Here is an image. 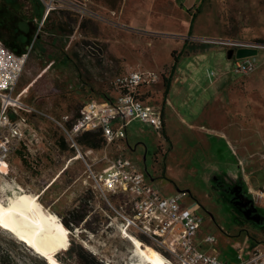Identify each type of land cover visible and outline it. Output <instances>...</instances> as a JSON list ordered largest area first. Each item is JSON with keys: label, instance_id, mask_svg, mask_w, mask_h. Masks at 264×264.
Wrapping results in <instances>:
<instances>
[{"label": "rangeland", "instance_id": "rangeland-1", "mask_svg": "<svg viewBox=\"0 0 264 264\" xmlns=\"http://www.w3.org/2000/svg\"><path fill=\"white\" fill-rule=\"evenodd\" d=\"M81 1L94 11L93 16H71L64 26L52 21L48 23L49 15H44V23L37 31L40 37L36 41L34 39L27 49L29 56L18 77L16 93L29 103L40 96V101H35L38 108L46 110L54 118L49 121L31 114V122L52 130L55 141L60 133L56 120L68 114L75 117L87 101L99 98L106 92L115 75L132 69L157 72L160 79L152 84L157 94L151 102L160 105L159 109L163 110L165 95L173 101V105L167 106L166 127L164 125L163 129H158L139 119L132 120L128 125V142L138 148L133 153L127 148L123 152L145 169L147 182L163 195L189 189L194 196L185 195L181 198L182 202L191 205L199 201L203 205L196 210L201 223L194 235V242L199 249L230 263L241 261V251L245 259L253 247L260 245L263 250L264 233L261 226L254 224L256 221L253 219L254 223L237 221L231 205L219 196L218 190L209 181L218 175L217 168L225 172L223 177L227 182L241 181L255 208L257 204L264 216V204L255 195L256 191H264V158L260 150L263 148V128L257 125L229 127L228 123L235 122L228 108L225 106L223 113H218L214 108L217 115L210 116L211 122L207 119V125L224 126L230 136L221 140L205 135L202 142L196 131L184 126L174 113V107H178L180 102L176 89L182 86L179 73H175L176 69L181 68L178 60L184 51L193 49L182 38L190 18L159 9L161 4L175 3L174 0H123L118 9H112L100 1ZM222 10V16L229 21L227 28L223 31L214 23L213 28L208 26L199 33L210 44L225 45L228 53L243 46L241 42L236 44L231 37L242 38V42L257 46L258 66L249 75L264 80V42L260 41L264 39V0H223ZM74 21L80 22V25L74 26ZM22 24L25 26V22ZM199 27L200 23L195 25V29ZM190 28L191 24H188L186 35L190 34ZM221 35L230 38L217 40ZM17 54L0 38V82L9 84L16 79L20 65ZM224 59L227 60V51ZM206 62L209 67L218 66L213 59L201 64ZM206 67L203 73H206ZM166 79L169 80L168 86ZM233 131L235 134H232ZM54 143L44 148V154L49 158L44 156L38 170L27 167V163L14 153L10 158L9 172L5 173V164L0 165V181L20 182L28 191L42 190L70 164L69 169L42 196L46 206L64 214L79 203V198L91 181L85 160L72 161L70 157L73 152L61 151ZM81 149L84 151L87 147L81 145ZM117 149V145H111L109 150L95 152L91 157L99 161L106 152L113 157ZM141 156L145 158L143 163ZM206 164L207 174L204 173ZM96 167L108 169L109 162L107 159L97 162ZM90 206L93 208L90 218L93 219V229L82 224L71 234V239L92 250L108 264L136 261L132 243L123 232L126 226L120 217L109 210L112 208L109 202L104 197L96 196L92 198ZM246 217L251 219L248 214ZM209 237L213 240H209ZM163 254L173 261L170 254Z\"/></svg>", "mask_w": 264, "mask_h": 264}, {"label": "built area", "instance_id": "built-area-1", "mask_svg": "<svg viewBox=\"0 0 264 264\" xmlns=\"http://www.w3.org/2000/svg\"><path fill=\"white\" fill-rule=\"evenodd\" d=\"M42 1L45 5V16L59 5L67 6L85 16L94 15V11L81 0ZM44 20L45 18L39 23V30ZM240 42L243 46H253L245 41ZM16 56L20 61L16 79L9 84L0 82V162L7 167L5 173L9 172L11 156L22 145L33 155L38 151L40 131L31 122L30 115L46 116L54 120L46 110L38 108L35 102L29 103L16 93L17 80L29 51ZM257 66L256 55L236 57L234 60V71L243 75L250 74ZM159 79L157 72L142 69L117 74L106 89L108 97L93 98L86 102L81 116L73 117L68 114L56 120V123L71 147L82 154L87 165L88 178L94 187L132 233H144L158 246L161 253L170 254L173 262L176 261L177 264H234L196 246L194 235L201 223V218L196 213V204L186 205L182 202V193L163 195L158 188L147 182L140 165L123 153L126 147L120 146L127 137L128 125L134 119L158 129L164 128L163 110L159 109L160 105L151 102L155 93L152 84ZM86 131L103 134L106 144L102 150H109L111 145H117L114 156L110 157L106 152L99 161L93 160L91 155L98 151H83L79 144V136ZM106 159L109 168L97 169V162ZM112 199L118 203L115 204ZM208 239L213 240L212 237ZM248 255L244 259L243 252H240L241 261L235 264H264V249H260V246L253 247Z\"/></svg>", "mask_w": 264, "mask_h": 264}, {"label": "crops", "instance_id": "crops-1", "mask_svg": "<svg viewBox=\"0 0 264 264\" xmlns=\"http://www.w3.org/2000/svg\"><path fill=\"white\" fill-rule=\"evenodd\" d=\"M174 1L175 3L161 4L159 9L171 14H183L186 18H190L191 23H188L191 24L190 34L186 35L187 24L186 30L182 32V38L187 41V44H191L193 48L191 51H184V54L180 58L178 55V62L181 64V68L179 70L176 69L175 73L176 75L179 73L182 86L176 89V91H179L176 95L180 98L178 107H174L177 119L188 129L196 131L198 138H202V142L205 141V135L221 140L228 139L230 134L224 126L221 127L219 124H217L218 126H210L206 122L210 116L217 115L214 108L219 111L218 113H223L226 106L232 120L235 122L234 124L228 123L229 127L240 126L241 128H245L246 125H257L263 128L264 131V80L256 79L254 75H243L234 71V60L236 57L229 56L228 50L224 48L225 45L210 44L207 42L209 40L204 39V35L199 33L204 28H208V26L213 28L214 23L223 31L227 28L229 21L221 14L223 11V0ZM176 9L179 10L178 13ZM44 15L45 5L42 0H0V38L16 53H24L33 40L40 37L37 31ZM48 15V23L52 21V23H62V25L66 26L71 16H80L82 14L67 6L59 5ZM23 22H25V26L22 24ZM73 23L74 26L80 25L78 21H74ZM199 23L200 27L195 29V25ZM229 38L228 35H221L217 40L225 41ZM231 39L236 44L242 41V38L231 37ZM226 51L227 60L224 59ZM209 59L215 60L218 66L214 68L209 67V63L207 62L201 64L203 61ZM204 66H207L206 73L202 71ZM210 73L212 74L210 75ZM187 83L188 86L186 85ZM156 94L157 92L154 93V96ZM36 100L39 101L40 96H36L33 102ZM162 105L164 125L166 127L167 120H165V116L167 106L173 105V101L168 95H165ZM231 109L232 111H230ZM234 131L232 134H235ZM236 133L238 134V132ZM262 135L263 139L261 142L263 148L260 150L264 158V132ZM193 140L192 135L191 141ZM127 142L128 127L127 137L121 142L120 146L127 147L129 145V142L128 145ZM205 167L207 168L204 170V173L208 172L207 164ZM215 170L223 173L218 168ZM209 181H212L211 178ZM179 190L178 193H183V189Z\"/></svg>", "mask_w": 264, "mask_h": 264}, {"label": "trees", "instance_id": "trees-1", "mask_svg": "<svg viewBox=\"0 0 264 264\" xmlns=\"http://www.w3.org/2000/svg\"><path fill=\"white\" fill-rule=\"evenodd\" d=\"M94 1H97V2L100 1L112 9H118L121 3L123 2V0H94ZM66 34H69V33H66ZM36 40L37 38H35V41ZM260 41L264 42V39H261ZM174 56H175V52H174ZM168 83H169V80L166 79V86H168ZM103 94L104 95H102L99 98H102L104 96L108 97L107 92H104ZM83 108L84 106H81V108L76 112L75 117L82 115ZM42 117L50 121V118L46 116H42ZM33 123L40 131V136H41L40 143H38V146H37L38 148L37 153L35 155L31 154L27 150L28 148H26V146L24 145H22L21 148H18L16 150V153L19 156V158L23 160V162L27 163V167H30V169H33V170H38V168L42 164L41 162L43 161V158L45 157L49 158L46 154H44L46 151L44 150V148L46 146H49L48 144H53L54 142H55L54 145H56L57 148H59L61 151H64L67 153L73 152L70 158H73L75 155L78 154L76 149L71 147L63 131L59 128L58 125H57L58 126L57 128L60 131V133L58 134V136H56L55 141H53L54 136H53L52 130L50 129L48 130L47 128H44L42 126H38L35 122ZM78 139H79V144L86 146L87 149H93L96 151L102 150L106 144L105 138L101 132L86 131L83 134H81ZM25 153L27 154V156H24ZM70 158H68V160ZM78 160H75V161H78ZM69 167H70V164H68V166L63 170V173L66 172V170H68ZM50 188L45 187V193ZM96 196H100L103 198V196L94 187L93 182L91 181L86 186V190L84 194L81 195V197L78 200L79 203L75 207L68 210L64 214L58 213L61 217L62 222L65 224V226H67L69 229L72 230V234L82 224L85 225L86 228L93 229L91 226L93 219L90 220L91 216L93 215L92 214L93 208L90 206V204L92 202V198H95ZM41 200H42V197H41ZM113 201L116 202L117 200H113ZM109 210L114 215L117 216L113 208ZM235 218L240 223H244L248 221L247 219H243V218H242L243 219L242 221L241 217L237 215L235 216ZM254 224H258L259 226H261V231L264 233V219L263 218L259 220V222H255ZM134 234L138 236L143 242L153 245L155 248L159 249L158 246L153 244L152 240L148 236H146L144 233L134 232ZM54 258L59 262V264H108L104 259L98 256L92 250H90L83 244L76 242L74 239H71V244L69 245L68 248L59 250L55 254ZM0 264H50V262L45 256H42L34 252V250L31 247H29L25 242L19 240L11 232L0 227Z\"/></svg>", "mask_w": 264, "mask_h": 264}, {"label": "bare ground", "instance_id": "bare-ground-1", "mask_svg": "<svg viewBox=\"0 0 264 264\" xmlns=\"http://www.w3.org/2000/svg\"><path fill=\"white\" fill-rule=\"evenodd\" d=\"M80 158L82 154L78 153L71 160ZM62 173L63 170L46 188H50ZM44 193L45 189L28 191L20 182L0 181V227L25 242L34 252L46 255L50 264H59L54 256L59 250L69 247L72 230L65 226L56 211L43 203L41 197ZM255 194L264 204V191H256ZM123 232L132 243L134 258H137L128 264H175L128 228L124 227Z\"/></svg>", "mask_w": 264, "mask_h": 264}, {"label": "flooded vegetation", "instance_id": "flooded-vegetation-1", "mask_svg": "<svg viewBox=\"0 0 264 264\" xmlns=\"http://www.w3.org/2000/svg\"><path fill=\"white\" fill-rule=\"evenodd\" d=\"M127 150L131 151L132 153L137 150L138 146H127ZM141 162L143 163L145 158L143 156L140 157ZM143 171L145 169L140 166ZM219 172L215 177L212 178V186L218 190L219 196L226 201L229 205H231L232 209L234 210L235 216L241 217V219H247L246 215L248 214L249 217L263 214L261 208L256 204L257 209L254 206L253 201H251V196L248 193L247 188L241 181H232L231 183L227 182L223 177L225 174ZM182 195L192 194L189 189H183ZM197 209H201L203 207L199 201L195 202ZM242 219V221H243ZM248 220V219H247ZM248 222L254 223L252 219H249ZM245 223V222H244Z\"/></svg>", "mask_w": 264, "mask_h": 264}, {"label": "water", "instance_id": "water-1", "mask_svg": "<svg viewBox=\"0 0 264 264\" xmlns=\"http://www.w3.org/2000/svg\"><path fill=\"white\" fill-rule=\"evenodd\" d=\"M257 53H258V47L257 46H247L246 45V46H241V47L237 48L235 50V52L233 49L230 50L229 56L232 57L234 55L237 58H242V57H247V56H253V55H256ZM248 218H251L256 222H259V220H261L262 218L264 219V216L259 214V215H255L252 217L248 216ZM38 253H41V252H38ZM42 255H44V254H42ZM44 256L47 258L46 255H44Z\"/></svg>", "mask_w": 264, "mask_h": 264}]
</instances>
